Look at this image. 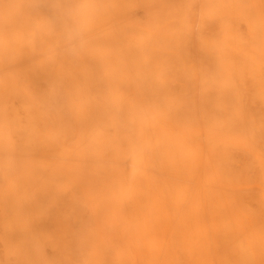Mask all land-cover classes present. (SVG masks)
<instances>
[{
	"label": "bare ground",
	"instance_id": "6f19581e",
	"mask_svg": "<svg viewBox=\"0 0 264 264\" xmlns=\"http://www.w3.org/2000/svg\"><path fill=\"white\" fill-rule=\"evenodd\" d=\"M0 264H264V0H0Z\"/></svg>",
	"mask_w": 264,
	"mask_h": 264
}]
</instances>
